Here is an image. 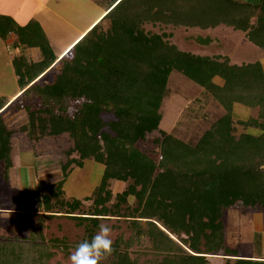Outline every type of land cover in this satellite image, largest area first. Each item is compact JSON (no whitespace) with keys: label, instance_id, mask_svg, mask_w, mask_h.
I'll list each match as a JSON object with an SVG mask.
<instances>
[{"label":"trees","instance_id":"16d2710c","mask_svg":"<svg viewBox=\"0 0 264 264\" xmlns=\"http://www.w3.org/2000/svg\"><path fill=\"white\" fill-rule=\"evenodd\" d=\"M97 5L105 15L60 58L61 69L46 83L41 79L59 57L40 23L18 25L0 16V37L14 33L15 47L41 53L37 62L24 53L13 60L22 94L11 106L25 110L28 119L20 128L23 143L37 155L50 139L68 135L73 143L61 164L62 179L30 192L50 214L41 218L64 214L78 221L85 226L81 242L90 241L103 220L125 218L130 235L121 233L98 264H209V256L226 257L223 264H264L256 250L242 256L226 245L225 223L227 211L238 206L244 213L264 212L262 62L232 64L225 55L183 51L167 34L145 28L226 26L264 50V0H97ZM173 72L201 86L225 110L196 143L160 129ZM7 104L0 96L5 182L13 168L15 134L1 114ZM236 105L259 109L257 117L239 121L257 134H237ZM105 114L113 118L106 120ZM156 131L158 159L139 146ZM86 160L103 166L100 183L86 198L92 201L88 208L64 189ZM112 181L128 185L114 195ZM20 210V227L30 235L0 240V264H49L54 250L68 253L79 244L36 234L28 209ZM145 236L152 258L141 261L146 253L132 247Z\"/></svg>","mask_w":264,"mask_h":264},{"label":"rangeland","instance_id":"374dc122","mask_svg":"<svg viewBox=\"0 0 264 264\" xmlns=\"http://www.w3.org/2000/svg\"><path fill=\"white\" fill-rule=\"evenodd\" d=\"M40 3H45L62 20L61 23H56L47 17L49 21L47 30L38 21L49 41L54 40L53 44L50 43L52 46L55 44L57 51L62 50L74 37L71 35L72 32H75L74 28L84 32L103 12L101 7L97 5V0H0V14L13 16L15 23L25 25L33 18ZM145 28L154 33L167 34L170 41L183 51L208 56L225 55L229 57L232 64L255 61L264 64V50L248 41L243 32L235 31L226 26L209 30L175 28L165 25H146ZM10 35L14 36V40L16 39L14 33ZM1 41L0 48L4 45ZM22 52L32 62L41 59V53L37 48L25 49ZM59 60L60 57L54 66L46 71L41 79L43 83L50 81L55 72L61 69L62 63ZM6 64V58L1 56L0 94L9 97L18 86L16 76ZM215 82L222 83V79L217 77ZM258 110V108L248 109L236 105L234 119L237 134L245 131L258 133V130L253 128L245 130L243 125L239 123V121L257 117ZM161 112L163 114L161 130L174 133L186 142L196 143L211 123L225 113V110L215 99L204 93L201 86L190 81L181 73L173 72L169 81V94L164 99ZM5 118L15 133L12 141L14 149L12 160L16 170L15 173L10 171L9 180L5 182L1 175L2 165L0 166V205L3 203L1 206L7 207L0 209V240L29 237L30 232L22 230L19 223L20 213H22L20 209H28L26 213L32 220L36 234H42L47 240L57 237L66 238L71 244L80 243L85 236L84 225L81 226L78 221L64 214L41 218L50 214L43 212L41 205L30 194L33 190H39L62 179L61 164L67 159L65 151L73 145L71 138L65 135L50 139V141H46L40 150L41 153L37 155L21 139L24 133L20 131V128L28 120L26 112L11 108ZM103 118L109 120L113 117L105 114ZM159 136L160 133L156 131L148 135L145 141L139 143L143 150L153 152L155 155L152 156L156 159L159 158V148L154 140ZM102 172V165L93 160H86L84 167L75 168L66 182L67 186L65 185L64 189L67 197L69 199L78 198L84 202V208L90 207L92 201L86 200V198L91 197L100 183ZM73 180H75V183L73 182L74 189L71 190ZM127 185L128 183L112 181L110 189L115 195L122 192ZM118 219L122 221L119 222ZM124 219L103 220L102 225H107L111 229L109 238L112 242L121 233H125L126 237L130 235V231L127 230L126 224L123 222ZM225 223L226 245L228 247L238 249L242 256H249L252 250H256L264 256V212L244 213L242 208L238 206L227 211ZM143 224H145V220H143ZM151 248L152 242L148 236L136 242L132 247L136 252L142 250L146 253L140 256L141 261L152 258V254L149 252ZM74 250L75 248L72 247L68 253L62 249L54 250L55 255L49 260V264H72L70 256ZM225 258L224 256H209V264H223Z\"/></svg>","mask_w":264,"mask_h":264},{"label":"crops","instance_id":"0c3cea01","mask_svg":"<svg viewBox=\"0 0 264 264\" xmlns=\"http://www.w3.org/2000/svg\"><path fill=\"white\" fill-rule=\"evenodd\" d=\"M102 10V9H101ZM103 11V10H102ZM0 15H4V16H9L10 15H7V14H4V13H1ZM104 12H102L100 14V16H98L91 24L90 26L87 28V30H85L84 32H80L78 30H76L75 28L73 29L75 32H72L71 35H74V37H72V39L64 46V48L60 51H57L56 48H55V44L52 46L54 47L53 49H55V53L58 57H62L81 37H83L85 35V33L87 31H89L92 26H94L96 23H98L102 17L104 16ZM13 18V16H11ZM47 17H50L51 18V21L52 22H58V23H61L62 20L58 17V15L52 10L50 9L49 7H47L45 5V3H40L38 5V9L35 11V15L33 16L32 19L36 20V21H39L43 27L47 30L48 27H49V21L47 19ZM26 25V24H25ZM77 33V34H76ZM49 36H52V34H49ZM12 36H8L6 39L0 37V40H2L1 42L4 44L0 49V57H4L6 58V65L11 68L14 76H16V81H17V88L15 90V92H13L11 94V96L7 97L5 96L4 94H0V96L4 99H6L8 101L9 104H7V106L5 108H3V110L1 111V114L5 120V123L7 124V126L9 127V123H8V120L5 118V115L7 114L8 111H10L11 108H15L13 106H11V103H13L17 98H19L22 94V90L18 84V77L15 73V69H14V65H13V60L15 57L19 56L20 54H22L23 50H21V48L19 47H16L15 48V40H14V36L11 38ZM52 39V38H51ZM58 41V40H57ZM52 44L54 43V40L52 39V41H50ZM51 44V45H52ZM57 44V43H56ZM11 47V48H10ZM14 47V48H13ZM13 48V49H12ZM2 52V53H1ZM263 64V63H262ZM264 65V64H263ZM17 109V108H16ZM18 110V109H17ZM24 112H26L24 110ZM27 114V113H26ZM10 128V127H9ZM11 129V128H10ZM14 151L13 147H12V152ZM13 157V155H12ZM14 168V169H13ZM11 171H14L15 173V167H13ZM17 172V171H16ZM27 174V173H26ZM27 178H28V175H27ZM75 183V180H73L71 183ZM74 183L72 184L71 186V190L74 189L73 185ZM67 184V183H66ZM67 186V185H66ZM12 189V188H11ZM66 190H67V187H66ZM3 204V203H2ZM1 204V205H2ZM0 205V209H4V208H7V207H4V206H1ZM11 208V207H10ZM13 209V208H11ZM264 257V256H262Z\"/></svg>","mask_w":264,"mask_h":264},{"label":"clouds","instance_id":"9594fccd","mask_svg":"<svg viewBox=\"0 0 264 264\" xmlns=\"http://www.w3.org/2000/svg\"><path fill=\"white\" fill-rule=\"evenodd\" d=\"M111 229L101 225L99 233L92 239L79 243L72 252V264H98L99 260L112 251V241L109 238Z\"/></svg>","mask_w":264,"mask_h":264}]
</instances>
